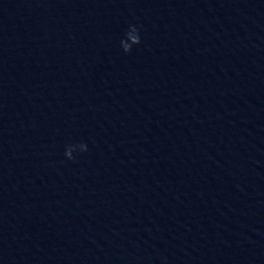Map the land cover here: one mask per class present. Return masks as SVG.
<instances>
[{
	"label": "water",
	"instance_id": "water-1",
	"mask_svg": "<svg viewBox=\"0 0 264 264\" xmlns=\"http://www.w3.org/2000/svg\"><path fill=\"white\" fill-rule=\"evenodd\" d=\"M0 264H264V0H0Z\"/></svg>",
	"mask_w": 264,
	"mask_h": 264
},
{
	"label": "clouds",
	"instance_id": "clouds-1",
	"mask_svg": "<svg viewBox=\"0 0 264 264\" xmlns=\"http://www.w3.org/2000/svg\"><path fill=\"white\" fill-rule=\"evenodd\" d=\"M140 43L139 29L135 25H129L128 30L125 32L124 37L120 40V46L125 53L131 51L133 45ZM79 150L81 152L87 150V146L84 143L69 144L66 146L64 156L72 160L74 159L73 152Z\"/></svg>",
	"mask_w": 264,
	"mask_h": 264
}]
</instances>
